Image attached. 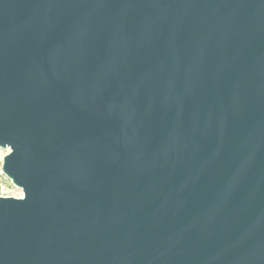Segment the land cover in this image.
I'll return each mask as SVG.
<instances>
[{
  "label": "water",
  "instance_id": "95a60500",
  "mask_svg": "<svg viewBox=\"0 0 264 264\" xmlns=\"http://www.w3.org/2000/svg\"><path fill=\"white\" fill-rule=\"evenodd\" d=\"M0 264H264V0H0Z\"/></svg>",
  "mask_w": 264,
  "mask_h": 264
},
{
  "label": "rangeland",
  "instance_id": "374dc122",
  "mask_svg": "<svg viewBox=\"0 0 264 264\" xmlns=\"http://www.w3.org/2000/svg\"><path fill=\"white\" fill-rule=\"evenodd\" d=\"M8 152V148L0 147V195L20 197L22 196L21 189L13 185L11 180L2 172V159Z\"/></svg>",
  "mask_w": 264,
  "mask_h": 264
}]
</instances>
